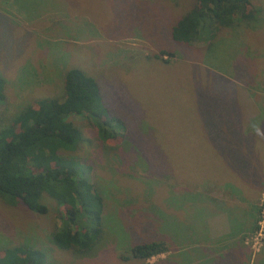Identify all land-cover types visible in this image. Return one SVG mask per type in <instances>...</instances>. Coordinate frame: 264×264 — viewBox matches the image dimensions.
Listing matches in <instances>:
<instances>
[{
  "label": "rangeland",
  "instance_id": "obj_1",
  "mask_svg": "<svg viewBox=\"0 0 264 264\" xmlns=\"http://www.w3.org/2000/svg\"><path fill=\"white\" fill-rule=\"evenodd\" d=\"M192 2L0 0V128L39 98H61L70 67L95 80L109 114L123 124L121 142L112 145L97 138L84 114L67 117L84 137L72 154L100 191L103 224L115 240L102 237L88 256L57 248L58 207L42 196L43 214L0 200V249L37 248L46 264H192L186 241L205 230L213 206L201 196L206 187L231 188L233 180L252 195L264 178V146L235 142L238 129L264 118V0H250L263 18L250 24L259 22L257 29L224 28L209 44L187 47L171 40L170 29ZM159 50L173 54L161 57L167 63L153 57ZM259 226V236L243 239L250 253L263 246L264 222ZM148 241L168 250L145 261L121 258ZM260 257L249 264H264V251ZM209 264L243 263L225 255Z\"/></svg>",
  "mask_w": 264,
  "mask_h": 264
},
{
  "label": "trees",
  "instance_id": "obj_2",
  "mask_svg": "<svg viewBox=\"0 0 264 264\" xmlns=\"http://www.w3.org/2000/svg\"><path fill=\"white\" fill-rule=\"evenodd\" d=\"M261 16L250 0H193L173 23L170 38L187 47L198 42L209 44L219 30L242 25L250 28L251 23L263 20ZM258 23L251 27L257 29ZM163 55L173 54L159 50L153 57L167 63L161 59ZM3 89L0 76V101ZM62 93L61 98L42 97L26 105L0 128V200L43 214L46 206L41 197L51 198L58 207L59 221L51 234L52 243L75 257L88 256L102 237L109 242L115 238L103 224L100 191L85 177L80 160L72 154L84 137L67 117L84 114L95 127L97 138L112 145L121 142L123 124L109 114L95 80L80 68L63 72ZM258 211L257 206L251 232L257 229ZM167 250L161 241L134 243L121 258L145 261ZM45 260L37 248L0 249V264H46Z\"/></svg>",
  "mask_w": 264,
  "mask_h": 264
},
{
  "label": "crops",
  "instance_id": "obj_3",
  "mask_svg": "<svg viewBox=\"0 0 264 264\" xmlns=\"http://www.w3.org/2000/svg\"><path fill=\"white\" fill-rule=\"evenodd\" d=\"M251 116H256V114H251ZM262 116L264 117V111ZM255 122L257 124L237 130L235 143L255 140L253 148L257 150L262 145L264 146V118H255ZM228 184L231 188L207 186L201 195L207 197L213 206L205 217V230L199 233V236L192 235L186 241L194 247L192 264L216 263L224 259L225 255L231 260L232 258L241 260L243 264L261 259L260 253L264 251V240L259 252L250 253L243 239L252 234L251 230L254 225L258 198L264 186V178L260 179L257 188L250 196L244 189L236 188L233 180L228 181ZM201 226L202 221H200Z\"/></svg>",
  "mask_w": 264,
  "mask_h": 264
},
{
  "label": "built area",
  "instance_id": "obj_4",
  "mask_svg": "<svg viewBox=\"0 0 264 264\" xmlns=\"http://www.w3.org/2000/svg\"><path fill=\"white\" fill-rule=\"evenodd\" d=\"M258 220L256 221V224L258 225V228L253 232V234L256 233L257 236L260 235V226L259 224L264 222V204L261 205V208L259 207V211H258ZM261 238V237H260Z\"/></svg>",
  "mask_w": 264,
  "mask_h": 264
}]
</instances>
